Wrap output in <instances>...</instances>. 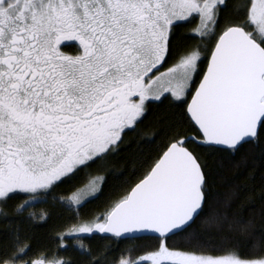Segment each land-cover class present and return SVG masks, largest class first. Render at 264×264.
Wrapping results in <instances>:
<instances>
[{"label":"snow or ice","instance_id":"1","mask_svg":"<svg viewBox=\"0 0 264 264\" xmlns=\"http://www.w3.org/2000/svg\"><path fill=\"white\" fill-rule=\"evenodd\" d=\"M192 20L189 35L205 46L214 40L206 68L201 74L197 46L162 71L176 28ZM165 102L174 117L167 142L139 162L142 174L134 170L135 180L102 212L79 216L102 193L104 175L89 172L71 195L53 197L77 212V222L59 233L61 246L74 238L92 257L82 237L110 234L154 242L117 264H264V233L231 213L242 197L264 202V0H236L231 10L227 0H0V264H70L55 256L25 260L30 245L16 218L93 165L105 171L149 104ZM245 146L260 149L261 183L256 158L242 156L235 166L248 174L236 176L240 183L221 208L198 150L234 162ZM18 194L23 201L4 211ZM209 200L217 207L205 214ZM201 216L203 231L193 227ZM174 238L182 243L170 246Z\"/></svg>","mask_w":264,"mask_h":264},{"label":"trees","instance_id":"2","mask_svg":"<svg viewBox=\"0 0 264 264\" xmlns=\"http://www.w3.org/2000/svg\"><path fill=\"white\" fill-rule=\"evenodd\" d=\"M236 0H227L229 10L235 4ZM224 15L222 14L220 25L217 28V32L223 27ZM196 20H192L190 23L181 24L175 30L173 36V54L169 57L168 63L170 65L175 62L179 56L188 50L195 49L199 46L203 62L201 63V74L206 66L207 56L210 54V48L214 44V40L205 46L200 41L198 36L189 35L196 25ZM199 76L196 78V83L199 81ZM171 110L167 106V102L164 104L150 103L148 108V114L144 120L140 123L136 132H128L125 135V144L128 145L126 150L121 151L117 157L106 166L105 171L97 172V166L93 165L90 169L82 171L73 180L60 184L54 191L46 197V203H34L32 207L24 211L22 218H16L20 222V237L25 243L30 245V250L25 260L31 261L33 259H39L41 257L51 258L55 256L58 259L69 261L70 264H88V260L95 257L100 259V264H117L121 257L137 258L142 255L144 251L154 243L150 240H118L111 236L102 234H94L91 236H83L84 243L91 250L92 257L83 254L79 249V245L76 240L71 237L65 239V247L61 246L59 239V233L65 232L73 224L77 222V212L73 209L67 211L65 207H62L59 203L54 202L53 197L58 201L60 196H68L76 187L82 186L88 180L87 173L92 175H104L107 176V182L103 185V191L97 199H92L89 203L85 204L79 209V216L90 218L98 212H102L108 205L111 199H114L118 194L123 191L126 186L125 182H133L135 176L133 171L136 170V175L142 174V170L139 169V162L148 155H155V150L162 147L167 142L166 130L168 122L173 120ZM164 121V123H161ZM186 127V126H185ZM156 134L155 141L151 144L146 143L147 138H151L153 134ZM191 135L192 133H188ZM199 155L202 161H205L208 165L207 171L209 172V193L215 195L217 200L220 201V207H223V200L225 194L230 191L233 184L240 183L236 179V176L247 175L242 169H238L235 166L236 162H239L242 156H246L249 162H253L255 157V164L257 167L256 172V186L259 187L260 171H259V154L260 149L256 148L253 152H249L248 146L242 149L238 154L234 162L221 159L220 154L210 153L207 150L199 149ZM143 153V155H141ZM135 161V165L133 164ZM123 175H119L120 173ZM119 176L117 179L116 177ZM25 197L22 194H18L16 198L8 202V206L4 208V211L12 213L15 206L23 201ZM45 199L44 197H41ZM243 205V207L241 206ZM217 207L216 201L209 200L205 205V214ZM29 213L35 214V219L29 218ZM231 213L233 215H240L246 221H251L252 227L256 234L264 233V202L259 198L252 204L244 202L243 197L241 200L234 201L231 207ZM41 214L47 216L46 220H41ZM204 216L197 219L194 228L204 230L203 220ZM6 231L3 223H0V244L3 243V233ZM213 237L219 239V235L215 232L211 233ZM173 243H182L179 238H174L169 241L171 246Z\"/></svg>","mask_w":264,"mask_h":264},{"label":"rangeland","instance_id":"3","mask_svg":"<svg viewBox=\"0 0 264 264\" xmlns=\"http://www.w3.org/2000/svg\"><path fill=\"white\" fill-rule=\"evenodd\" d=\"M195 23H197V20H196ZM194 28H195V26H194ZM174 63H175V62L171 63L170 65L165 66V67H164L163 69H161V70H162V71L165 70L167 67L171 66V65L174 64ZM80 187H81V186H80ZM71 193H72V192H71ZM71 193H70L69 195H71ZM69 195H68V196H69ZM68 229H69V228H68ZM68 229H67V230H68ZM67 230H66V231H67ZM66 231H65V232H66Z\"/></svg>","mask_w":264,"mask_h":264},{"label":"water","instance_id":"4","mask_svg":"<svg viewBox=\"0 0 264 264\" xmlns=\"http://www.w3.org/2000/svg\"><path fill=\"white\" fill-rule=\"evenodd\" d=\"M206 65H207V62H206ZM205 68H206V66H205ZM198 83H199V81H198ZM198 83H197V84H198ZM106 236H110V234H109V235H106Z\"/></svg>","mask_w":264,"mask_h":264},{"label":"flooded vegetation","instance_id":"5","mask_svg":"<svg viewBox=\"0 0 264 264\" xmlns=\"http://www.w3.org/2000/svg\"><path fill=\"white\" fill-rule=\"evenodd\" d=\"M67 51H69V52H70V51H71V49H67Z\"/></svg>","mask_w":264,"mask_h":264}]
</instances>
